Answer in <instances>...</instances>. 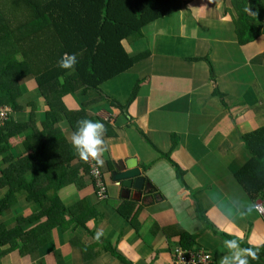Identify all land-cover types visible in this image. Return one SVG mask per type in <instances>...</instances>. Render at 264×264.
Returning a JSON list of instances; mask_svg holds the SVG:
<instances>
[{"label": "crops", "instance_id": "crops-1", "mask_svg": "<svg viewBox=\"0 0 264 264\" xmlns=\"http://www.w3.org/2000/svg\"><path fill=\"white\" fill-rule=\"evenodd\" d=\"M182 9L171 16L175 33L165 32L167 18L142 29V39L124 48L130 57L147 56L99 87L123 107L138 83L125 110L94 102L98 94L93 91L62 99L68 111H83L107 127L108 151L101 165L108 198L99 201L95 182L70 143L71 130L65 121L58 125L77 157L67 165L74 180L58 190V198L66 207L84 200L97 220L91 217L66 231L59 225L49 228L46 217L28 218L40 207L20 193L13 205L0 209V226H20L22 232L43 226L34 245L20 237L1 238L0 264H122L107 252L84 261L79 244H97L90 257L109 244L130 264H175L183 232L193 235V249L209 252L215 264L226 254L225 239L240 237L242 247L264 244V223L253 207L249 211L252 201L234 177L249 160L240 137L264 126V35L238 45L230 0H196ZM261 22L264 30V18ZM20 92L22 109L14 112V121L27 122L33 104L36 127L49 124L48 108L31 77L20 81ZM31 133L3 145L0 179L2 170L34 160L23 146ZM128 161L136 162L138 175L114 180L112 173L124 171ZM24 177L30 181L32 171ZM7 190L0 186V201ZM125 203H131L123 210L136 216L138 230L118 211ZM101 228L104 235L95 241ZM261 259L264 254L257 263Z\"/></svg>", "mask_w": 264, "mask_h": 264}, {"label": "trees", "instance_id": "trees-1", "mask_svg": "<svg viewBox=\"0 0 264 264\" xmlns=\"http://www.w3.org/2000/svg\"><path fill=\"white\" fill-rule=\"evenodd\" d=\"M194 1L196 0H0V107L20 112V81L31 77L48 108L46 117L50 121L37 128L34 120L36 108L32 104L29 106L27 122L18 124L10 117L0 127V156L5 152L3 145L9 139L27 130L32 133L23 146L26 151L34 154L32 162H20L16 169L9 167L1 171L3 178L0 179V186L8 188L0 201L1 210L13 205L18 195L23 193L26 200L33 201L40 207L38 213L28 218L34 220L46 217L45 225L48 223L49 228L59 225L66 231L70 225L84 226L92 218L97 220L98 214L94 208L86 206L84 200L66 207L57 195L59 189L74 180L67 165L77 158L58 125L65 121L73 132L76 122L87 118L83 111H68L62 99L76 92L84 95L93 91L98 94L94 102L106 101L116 109L125 110L135 98L138 83L123 107L105 96L99 88L103 83L129 71L138 63L141 55L147 56V53H143L130 57L124 47L140 41L143 37L142 29L148 25L175 15ZM263 1L230 0L236 16L234 26L239 46L252 43L264 35V30L261 29V19L264 18ZM65 53H79V63L74 70L58 67V61ZM18 55L21 56V61L17 59ZM208 64L213 75L212 66L209 62ZM240 141L249 160L235 172L234 177L250 200L255 197L264 198V126L241 136ZM81 161L88 171L87 163ZM99 167L104 175L103 166L100 164ZM107 168L112 169L110 165ZM29 170L32 171V177L27 182L24 175ZM94 186L99 201L108 198L106 189L107 197L99 199L96 185ZM106 186L105 184V188ZM129 204L131 203L121 205L118 211L127 219L131 218L134 229L138 230L136 216H130L123 210ZM65 216L68 217L67 220ZM42 226L43 224L28 232H22L20 226L11 230L0 226V239L6 235L20 237L34 245L33 239L41 232ZM180 243L181 248L191 250L195 237L183 232ZM93 247L96 248L97 244H79L84 261L107 252L122 264H130L109 244L92 252L90 257ZM262 254L264 244L259 247V257ZM251 262L264 264V259L260 263L257 260Z\"/></svg>", "mask_w": 264, "mask_h": 264}, {"label": "clouds", "instance_id": "clouds-1", "mask_svg": "<svg viewBox=\"0 0 264 264\" xmlns=\"http://www.w3.org/2000/svg\"><path fill=\"white\" fill-rule=\"evenodd\" d=\"M78 56L79 53L63 54L58 61V67L64 70H74L79 63ZM62 80L63 78L61 77V81ZM106 133L107 127L103 122L82 118L76 122V128L70 136V143L81 160L85 162L94 160L98 164H102L103 160L101 158L103 154L108 151ZM124 165L125 163H123V166ZM252 207H254V205L250 206L249 211L252 210ZM103 235V229H98L95 234V239L100 240ZM229 235H231V233H229ZM241 240L242 238L236 237L223 241L227 251L226 254L220 258L218 264H250V261L259 259V248L254 246L242 247ZM193 248L194 247H192L191 250L201 251L207 254L209 256V264L215 263L209 252Z\"/></svg>", "mask_w": 264, "mask_h": 264}, {"label": "built area", "instance_id": "built-area-1", "mask_svg": "<svg viewBox=\"0 0 264 264\" xmlns=\"http://www.w3.org/2000/svg\"><path fill=\"white\" fill-rule=\"evenodd\" d=\"M13 116V111L7 107H0V127L3 125V122L8 118ZM88 165V173L89 176L95 182L97 193L99 199L104 200L107 195H105V182L102 177L101 169L98 164L94 160H89L86 162ZM252 205H254L253 209L260 216L261 220L264 223V198L255 197L252 200ZM175 264H209V256L207 254L202 253L201 251L195 250H185L183 248L179 249L175 252L174 255Z\"/></svg>", "mask_w": 264, "mask_h": 264}, {"label": "water", "instance_id": "water-1", "mask_svg": "<svg viewBox=\"0 0 264 264\" xmlns=\"http://www.w3.org/2000/svg\"><path fill=\"white\" fill-rule=\"evenodd\" d=\"M124 167L126 170H124L122 172L117 171L116 173L115 172L113 173L114 180H126V179L137 176L139 173V171L136 167V162H134V161L126 162L125 165L123 166V169H124ZM137 181H138V179H137Z\"/></svg>", "mask_w": 264, "mask_h": 264}, {"label": "rangeland", "instance_id": "rangeland-1", "mask_svg": "<svg viewBox=\"0 0 264 264\" xmlns=\"http://www.w3.org/2000/svg\"><path fill=\"white\" fill-rule=\"evenodd\" d=\"M221 10H223L222 12H224L225 10H224V7L223 6H221ZM173 21V17H168L167 19H166V21H164V25H166V30H165V32H169V33H175V31H174V27L173 26H171V22ZM172 27V28H171ZM233 30H234V28H233ZM170 36V35H169ZM138 41H136L135 43H137ZM135 43H133V44H135ZM17 59L19 60V61H21V56L20 55H18L17 56ZM25 104V103H24ZM23 105V104H22ZM260 116H263L262 114H260Z\"/></svg>", "mask_w": 264, "mask_h": 264}]
</instances>
